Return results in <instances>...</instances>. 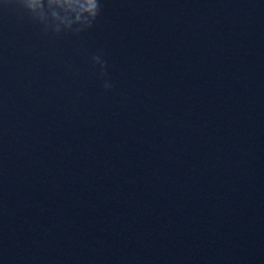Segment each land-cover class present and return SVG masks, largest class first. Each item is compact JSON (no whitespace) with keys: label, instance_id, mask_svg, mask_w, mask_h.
I'll return each mask as SVG.
<instances>
[{"label":"clouds","instance_id":"clouds-1","mask_svg":"<svg viewBox=\"0 0 264 264\" xmlns=\"http://www.w3.org/2000/svg\"><path fill=\"white\" fill-rule=\"evenodd\" d=\"M42 31L61 35H79L93 27L100 16L101 0H13ZM94 65H99L101 76L106 75V61L99 55L92 57ZM105 89L112 85L105 81Z\"/></svg>","mask_w":264,"mask_h":264}]
</instances>
